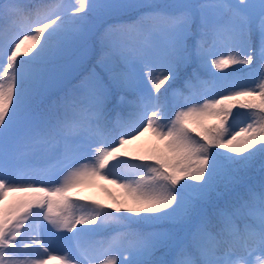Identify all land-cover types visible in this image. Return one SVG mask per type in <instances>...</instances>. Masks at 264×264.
<instances>
[{"label":"snow or ice","instance_id":"6c2138e0","mask_svg":"<svg viewBox=\"0 0 264 264\" xmlns=\"http://www.w3.org/2000/svg\"><path fill=\"white\" fill-rule=\"evenodd\" d=\"M38 7L0 0V202L32 193L0 203V264H29L18 257L37 246L47 253L39 233L27 235L35 223L51 236L43 221L78 249L88 241V264H264V0ZM233 66L243 75L217 98L201 72L219 82ZM238 109L251 115L237 131ZM147 130L160 147L138 164L124 160L120 149ZM19 167L37 177L13 179ZM91 177H115L132 203L75 214L69 190ZM221 187L228 195L218 201Z\"/></svg>","mask_w":264,"mask_h":264},{"label":"trees","instance_id":"16d2710c","mask_svg":"<svg viewBox=\"0 0 264 264\" xmlns=\"http://www.w3.org/2000/svg\"><path fill=\"white\" fill-rule=\"evenodd\" d=\"M31 2L34 5L39 6L36 10L44 11L48 6H51L54 4H63L66 6L68 4L75 3V0H31ZM68 11H69V13H71V9H68ZM110 22L115 23L117 21L112 20ZM12 34H14V33H10V35H12ZM225 54H227V53H225ZM3 59H5V58L0 56V62H2ZM76 71H79V69H76ZM211 71L215 72L216 70L211 69ZM224 74H225L226 78L223 81L217 82V81L209 80V76L206 72H201L202 79L209 81L208 86L212 89V91L214 93L217 94V98H219V94L227 95V94H229V91L234 90L232 88V76H233V74H235L237 76L243 75V73L236 66H233L230 69H225ZM3 79H5V74L2 71H0V80H3ZM257 83H258V81H257ZM221 85H223V86H221ZM58 87H59V85L54 84L50 88L49 94L44 98V103H47L49 99L55 98V94L57 93ZM250 115L251 114L247 110H244V109L236 110L235 120L233 121L234 129L237 130V127H238L240 122H243V121L248 122ZM213 118L214 119L212 121H210V123H204V124L206 126H211V125L215 124L216 119H215V117H213ZM257 118H259V117H257ZM190 128H196L197 132H199L201 130L196 124H190ZM126 147L129 148V143L126 144ZM158 148L159 147L155 144V142H153L152 139H149L148 140V152L144 156L150 154L151 152H153L154 150H156ZM217 151H219V149H217ZM139 157L140 156L131 155V156L122 157V158L124 160H127L131 164H138V163H140ZM110 163L116 164V161H110ZM117 170L120 172H125L126 171L125 165L124 164L117 165ZM18 173H19V176H16V174L12 171L11 172L12 178L13 179H21V177L24 176V177H26V180H27L29 177L36 178L38 171L36 169H27V168L20 167ZM144 174H145L144 172L138 173V175H144ZM249 176L252 179L253 183L258 182V180H259L258 165L254 166V168L249 173ZM112 179H115V177H109L108 178V180H110V181ZM117 184L120 186L121 181H117ZM52 186H54V185H52ZM102 186H103V184H102ZM121 188L124 189L123 187H121ZM124 191L126 192L125 189H124ZM218 191H219V195H217L216 193H212L211 195L213 198L217 199L218 201H223L224 198L228 195V193L223 189V187H221ZM70 196L72 197L73 201L76 204V207L74 209H71V211L74 212L75 214H84L85 216H87L93 211V209H94L93 200L88 199V198L83 197V196H73V195H70ZM81 198H83V199H81ZM29 234H30V232L27 233V235H29ZM70 237H71V233H67L66 231H63V230H57V232L53 231L52 235L49 236L47 239L46 247L49 249L50 252H53L55 254H62L64 256L71 254L77 261H83V264H88V262L84 260V256L82 255V252H84L89 247V242L86 240L80 241L79 242L80 248L78 249L77 248V242L70 239ZM25 243L26 244L29 243L27 239L25 240ZM37 252H39V249H37V248L36 249L35 248L25 249L19 255L18 259H20V258L24 259L25 255L27 258L30 257L33 259L36 256Z\"/></svg>","mask_w":264,"mask_h":264},{"label":"rangeland","instance_id":"374dc122","mask_svg":"<svg viewBox=\"0 0 264 264\" xmlns=\"http://www.w3.org/2000/svg\"><path fill=\"white\" fill-rule=\"evenodd\" d=\"M23 49V48H22ZM21 49V51H23ZM214 118L209 117L205 118L203 123H210ZM246 123H240L238 125V128L241 126H244ZM151 133L154 135V133L151 130L144 131L141 135H139L136 139L131 140L129 143V148L124 145L120 152L121 154L127 153L126 156H144L148 152V140L152 139L155 144L160 147V140L158 138H155L154 136L148 134ZM83 163V161H82ZM64 174H61V179L63 178ZM87 180V183L84 184V180L81 182L83 183V187H78L73 190H69L70 193H74L77 196H83L88 199L93 200V202H99L100 205H113L112 211H114L115 207L119 204H128L130 205L132 203L131 197L128 193L124 191L117 183H111L110 180L104 179L101 177H91V178H85ZM20 180H26V177H21ZM103 184V186H102ZM48 186V185H47ZM102 186V187H101ZM54 187V186H53ZM32 195L31 192L24 190V191H10L6 194L4 201L0 202L3 204L5 208H11L15 206L19 201L26 199ZM43 225H47L48 232L52 233V231L57 232L56 229H53L50 225L47 224V221H43ZM80 227V226H78ZM33 228V234H36V225L35 223L32 226ZM44 229V228H43ZM31 236V235H30ZM28 240V244H31V240ZM35 248V247H34ZM45 259L46 264H59L61 261L59 258H56L54 256L49 255L45 252H37L36 256L32 258H27L26 255L24 256V259H21L22 261H28L29 264H32L33 261L36 259ZM60 260V261H59Z\"/></svg>","mask_w":264,"mask_h":264}]
</instances>
